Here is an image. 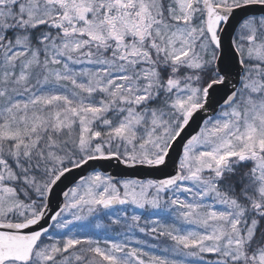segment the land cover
<instances>
[{
  "label": "snow or ice",
  "instance_id": "obj_1",
  "mask_svg": "<svg viewBox=\"0 0 264 264\" xmlns=\"http://www.w3.org/2000/svg\"><path fill=\"white\" fill-rule=\"evenodd\" d=\"M0 264H264V0H0Z\"/></svg>",
  "mask_w": 264,
  "mask_h": 264
}]
</instances>
